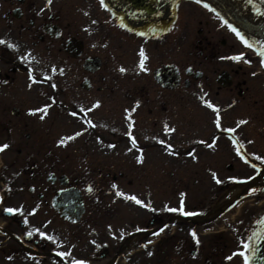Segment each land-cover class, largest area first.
<instances>
[{
  "label": "flooded vegetation",
  "instance_id": "af4514ba",
  "mask_svg": "<svg viewBox=\"0 0 264 264\" xmlns=\"http://www.w3.org/2000/svg\"><path fill=\"white\" fill-rule=\"evenodd\" d=\"M188 1L104 0L101 3V0H51V4H48L47 0H0V40L5 41L4 44H0V145H8L6 149L0 151V217L10 220L9 222L0 221V257L3 259L0 258V262L3 261L4 264L6 261L13 262L12 264H75L76 261H83L84 264H142V261L133 260L138 259L134 258L135 251L132 247L135 235L141 231L151 230V225L161 226L169 223L172 216L176 217L173 228L166 225L169 228L167 233L172 238L166 237L165 240L168 241V245L177 240L178 249L175 250L178 258L183 256L181 249L187 245L191 249L189 251L192 256L196 257L199 249H202L205 244L203 238L210 234H213L211 237L215 239L217 245L221 244L216 252L213 251L219 253L220 248L228 247L227 237L223 235L225 228L242 245L241 248L251 261L254 259V254L261 251V245L264 246V220L256 225V214L253 213L250 216L251 221L248 219L236 225H225L224 228L215 226L214 221L218 219L212 218L209 214L217 204L212 203V195L200 196L192 201L188 193L182 191L177 196L184 201H182L183 212L194 213V215L182 214L178 202L169 207L177 211H169L167 214L165 204L154 201L147 182L136 184L139 188L142 187L140 192L120 190L117 188L118 175L103 167H97L94 177L90 180L80 175L71 181L65 172L61 174L55 171L50 172L55 173L57 177L65 175L66 187L80 189L84 212L77 221L64 219L61 212L56 209V206L69 207L71 200H78L75 197L65 200L57 198L60 193L72 195L77 193L72 190H63V186L59 183L51 184L57 185L58 188L47 190L46 193L38 191L37 200L33 201L28 211H19L14 204L9 203L16 202V195L11 193L14 191L10 189L9 182L21 181V172L27 171V165L30 166L28 171L32 173L31 177L28 175L29 179L36 181L35 175L39 168L36 157H33L36 153L33 152L31 155L24 152L25 149L35 148V144L37 145L36 142H31L36 131L33 128L34 117L37 114L35 110L46 107L48 111L53 105H58L63 110L61 113L67 124L83 125L79 135H85L83 144L86 148L97 147L105 151H114L120 145L115 136L117 119L114 109L111 108L108 115H101L99 111L107 99L112 101L116 98L118 89L123 90L120 85L130 86L127 91L125 90L126 95H129V90L132 91V89L138 92L145 90L146 78L144 81L139 79L138 84L134 83L138 80L135 77L136 72L144 68L141 67V61L143 65L144 61L147 64L154 61L158 63L152 71V80L162 91L177 90L182 84L190 87L194 82L203 79L212 80L211 75L200 69L188 66L182 71L176 64L175 51L177 50L180 56L181 47L182 5ZM199 32L202 33L201 30ZM118 33L120 36L116 39ZM76 43L80 48L78 55L74 56L72 53H75ZM204 43L207 47L212 44L209 39H206ZM109 44H111L109 48L113 46L127 50L130 54L126 57L115 54L123 61L122 64L129 68L126 73L129 76L127 84H123V79L116 77L115 66L110 71L109 68L105 71L110 74V77L101 74L105 63L102 50ZM199 44L202 45L203 41L200 40ZM172 49L174 59L165 61L166 51L170 56ZM105 50L108 51V47ZM141 52L144 53L143 57L140 55ZM62 53L65 57L61 55ZM200 53L203 54V51L201 50ZM57 55L62 56L63 59ZM133 58H135L134 61L139 60L138 66L134 64ZM55 59L63 62L64 66H68L65 70L70 68L71 62L72 70L79 78L64 79L62 87L55 89L53 79L34 75V68L47 69L48 66H52ZM254 63L258 64L261 71L253 72L251 76L262 77L264 64ZM166 65H172L176 69H174L173 88H166L155 77V72ZM210 69L215 75L216 84L219 85L218 80L223 83L228 81L227 87L219 85L220 88L232 90L233 86H236L238 97L246 99L247 80L238 78L241 74L240 67L220 71L215 68ZM30 74L32 79L29 78ZM199 74L200 76L197 77ZM221 74H224V77L221 78ZM260 78L258 79L261 80ZM261 83L264 87V80H261ZM59 94L64 96L62 101L58 99ZM141 95H144V91ZM161 95L166 94L162 92ZM249 100L248 104L251 106L258 105L256 99ZM234 101L231 98V107L236 105ZM131 114L132 112H128L129 119ZM248 119L251 124L261 123V115L259 117L258 114L250 115ZM246 123L240 124L237 129L244 128ZM99 125H102L103 129ZM98 126L102 131L96 132ZM127 128L131 131L134 128L131 120ZM230 134L234 135L236 142L231 141ZM242 134L223 131L218 127L216 134L212 136L211 140H214L212 144H215L223 135L236 149L234 155L237 154L249 167H255L257 160L264 163L262 159H258L256 152L249 151L250 145L255 144L254 136L248 139L245 132ZM160 135L162 134L159 132L157 140L153 137L139 145H134L131 138L127 143L132 145L134 152L140 153L144 163L149 162L150 158L159 161L163 160V156L165 159L166 155V145L159 140ZM209 144L199 145L209 149L211 148ZM193 150V146L188 149L184 154L186 158L190 159ZM157 152L159 155L156 154ZM174 155L176 156V153ZM171 158L175 160L174 157ZM142 159L138 165H142ZM20 163L25 167L17 171L16 167L21 165ZM155 165H158L157 162L153 166ZM13 171L16 172L10 179L4 178L6 174ZM138 176L141 179L147 177L140 174ZM132 182H134L133 179L128 182L129 185ZM37 188L40 190L39 185ZM28 191L31 196L34 194L32 185L28 187ZM131 196L141 200L143 206L126 198ZM219 199L220 197L217 201ZM6 201L8 205H5ZM119 203L128 208L137 205L142 210L141 213H137L138 217L143 213L149 215V217L145 215L148 218L147 225L140 226L135 231L136 234L132 228L123 230L124 227H119L117 225ZM8 208L16 211L9 213L6 211ZM193 232L195 238L192 235ZM140 236L136 238V243L141 247L136 251L149 250L143 254V257L147 258L143 264H172L169 263L172 255L166 253L162 237L142 238ZM200 239L203 242L200 243Z\"/></svg>",
  "mask_w": 264,
  "mask_h": 264
},
{
  "label": "rangeland",
  "instance_id": "374dc122",
  "mask_svg": "<svg viewBox=\"0 0 264 264\" xmlns=\"http://www.w3.org/2000/svg\"><path fill=\"white\" fill-rule=\"evenodd\" d=\"M180 28L182 33L181 47L180 56H178L177 50L175 51L176 64L180 66L182 71L188 66L200 69L206 74L211 75L212 80L206 81L203 79L194 82L190 87L182 84L177 90L162 91L152 80V71L158 63L154 61V63L150 62L147 64L144 61V68L140 72H136L135 77L138 80L134 82L138 84L139 79L144 81L146 78L147 86L143 90L144 95H141L143 91L138 92L135 89L129 90V95H126L125 90L127 91L130 88L127 84L129 76L126 74L129 68L122 64L123 61L117 58L116 55L119 54L126 57L130 54L127 53V50L114 48L113 46L109 48L111 44L106 46L108 47V51L104 47L102 54L105 58V63L101 74L110 77V74L105 71L108 68L110 71L115 66L116 77L123 79V84H127L120 85L123 90L118 89L116 98L112 101L107 99L99 111L101 115H108L110 109H114V115L117 119L115 136L120 145L114 151H105L97 147L95 149H92L93 147L88 149L83 144V137L85 135H77V133L81 132L83 125L67 124L61 113L63 112L61 107L53 105L47 113L38 112L34 117L35 123H33V128L36 131L31 140L32 143L36 142L37 145L35 144V148L24 150V152L31 155L33 152L36 153V156H33L36 157L39 164L35 175L36 181L29 179L28 175L31 177L32 173L28 171L30 170V166L27 165V171L22 170L21 172V181L9 182L10 189L14 191L11 193L16 195V202L10 201L9 203L14 204L19 211L25 212L30 210L29 206L33 204L34 200H37L36 194L38 191L46 193L47 190L58 188L57 185H51L46 181V176L51 171H55L57 174H61L62 172L67 173L71 181L80 175L84 179L90 180V178L94 177L96 168L103 167L110 169L111 172L118 175L117 188L120 190L134 191V193L140 192L142 187L139 188V185L136 184L142 182L145 184L147 182L154 201L156 200V202H160L161 204L164 203L166 213L168 214V209H171L169 208L170 206L178 202L179 207V202L183 201V199H178L177 196L181 191L187 192L192 201L198 199L200 196L208 197L212 195V203L215 204L219 201L217 199L219 197L221 199L226 191L228 192L233 186L242 183V181L250 177L254 169L251 166L250 168L237 154L234 155L236 149H234L228 138L222 135L215 144L209 143H211L212 136L216 134L218 127L223 131H234L235 134L240 135L245 132L248 139H251L253 136L255 138V144L250 145L251 150H248L256 152L258 159L264 161V87L261 83V80H264V74L262 77L260 76L261 78L258 75L256 77L251 76L253 72L261 71L258 64L254 63L259 61L258 57L254 55L252 49L231 29L226 25H222L209 11L195 4L186 2L182 5ZM200 30L202 33L199 32ZM117 36L116 39H119L120 33ZM206 39L212 42L208 47L204 43ZM200 40L203 41L202 45L199 44ZM201 50L203 54L200 53ZM61 55L65 57L63 53ZM57 56L63 59L62 56ZM232 57H239V59H232ZM173 59V49L170 56L166 51L164 60L172 61ZM136 61H134V64L138 66L139 60ZM72 65L70 62V68L65 70L68 66H64L63 62L55 59L52 62V66H48L47 69L34 68L33 72L36 77L53 79L54 88L60 89L64 79L73 78L76 80L79 78L72 70ZM239 67L241 68V74L238 78H245L247 80L246 88H248V93L246 99L238 97L236 86H233L232 90L220 88L215 83V75L212 74V70L210 69L215 68L220 71L230 68L239 69ZM121 68L125 71L121 72ZM128 82H131V80H128ZM162 92L166 95H161ZM58 97L59 101L64 99L63 94H59ZM231 98L236 102V105L233 107H231ZM249 99H256L258 105L251 106V104H248L250 102ZM206 102H211L219 111L213 112L211 108L206 106ZM162 105L163 107H161ZM128 112H132L130 119L128 118ZM253 114H258L259 117L261 115V123L251 124L249 122L248 118ZM217 117H219V126H217ZM130 120L134 123L132 131L127 128ZM244 120L248 121L244 124L246 126L238 130L240 122ZM165 125H167V129ZM99 126L103 129L102 125ZM99 126L96 128V132L102 131ZM258 130L260 131L259 133ZM159 132L162 134L160 135L161 139L158 137L159 140L166 145L165 159L164 156L163 160L159 161L150 158L149 162L146 163L142 159V165H138L141 160L137 159L138 157L141 158L140 153L134 152L132 145L128 144L127 141L131 138L132 141H135L134 145H139L141 142H148L153 137L157 140ZM107 135L109 136L108 133ZM69 137L72 138L69 139ZM254 138L252 139L254 140ZM61 140L64 141L63 144L60 143ZM202 143L209 144L211 148L205 149L203 145H199ZM192 146L194 147L193 155L188 159L184 154ZM32 149L34 150L32 151ZM170 151L176 153V156L174 153H169ZM156 154L159 155L158 152ZM171 157H174L175 160H172ZM155 162L158 165L153 166ZM229 165H232L233 168L229 169ZM24 167L25 165L21 164L16 168L19 171ZM15 172L6 174L4 178L10 179ZM138 174L147 177L141 179ZM131 179L134 182L129 185L128 182ZM217 180L220 182L217 183ZM31 185L34 188L32 196L28 191V187ZM38 185L40 186V190L37 188ZM9 203L6 201L5 205ZM19 204L24 207L17 206ZM118 206L117 225L124 227L123 230L132 228L136 234L137 232L135 231L140 226L147 225L148 218L145 215L148 217L149 215L143 213L138 217L137 213H141L140 211L142 210L137 205L131 206L132 209L120 203ZM262 209H264V194L261 193L257 198L247 199L229 213H225L220 219L214 221V224L223 228L225 225H236L239 222L250 220V216L253 213L258 215V212ZM0 221L9 222L10 220L0 217ZM130 221L132 223H129ZM157 227L158 225L150 226L151 229H157ZM167 231L168 229H166L164 236L161 237L164 239L162 243L166 247V253L172 255L169 263L241 264L240 260L242 257H233L232 255L233 251L241 248V245L226 228L223 230V235L227 237L228 247H222L218 251L219 253H214L213 251L216 252L217 247L221 244L217 245L215 239L211 237L213 234H210L208 237L203 238L205 239V244L202 246V249H199V254L196 257L192 256L188 245L181 249L182 255L187 259H184L185 257L183 256L177 257V251L175 250L176 248L178 249L176 246L177 240L174 239L175 242L168 245L169 243L165 238H172V236ZM147 236H150L149 233L140 237L146 238ZM134 238H139V236L136 235ZM174 238H178V236H174ZM201 241L200 239V243ZM132 247L133 249H138L141 246L137 245L136 241H134ZM146 252H149V250L135 251L134 258L138 259L133 260L142 261L143 264V261L147 259L143 257V254ZM157 253L161 254L159 251ZM12 263L5 262V264ZM0 264H4L3 261Z\"/></svg>",
  "mask_w": 264,
  "mask_h": 264
},
{
  "label": "water",
  "instance_id": "95a60500",
  "mask_svg": "<svg viewBox=\"0 0 264 264\" xmlns=\"http://www.w3.org/2000/svg\"><path fill=\"white\" fill-rule=\"evenodd\" d=\"M218 8L229 22L241 33L253 41L264 46V0H204ZM173 67L165 66L156 72V78L165 86H173ZM82 206L70 211L80 214ZM68 213V214H70ZM257 264H264V260H256Z\"/></svg>",
  "mask_w": 264,
  "mask_h": 264
},
{
  "label": "snow or ice",
  "instance_id": "6c2138e0",
  "mask_svg": "<svg viewBox=\"0 0 264 264\" xmlns=\"http://www.w3.org/2000/svg\"><path fill=\"white\" fill-rule=\"evenodd\" d=\"M103 2H104V0H101V3H103ZM47 3H48V4H51V0H47ZM196 3H200V0H196ZM205 6H206V5H205ZM232 31L235 32L236 30H235V29H232ZM236 34H237V36L240 35L238 32H237ZM241 39H242V38H241ZM4 43H5L4 40H0V44H4ZM9 46L11 47L12 45H9ZM140 55L143 57V56H144V53L141 52ZM261 55H264V52H262ZM232 59H239V57H232ZM262 64H264V61H262ZM141 67H143V61H141ZM53 71H55V69H53ZM120 71L123 72V71H125V70H124L123 68H121ZM29 78L32 79L31 74H30ZM97 106H98V105H97ZM206 106H207L208 108H211V109L213 110V112H218V111H219V109H218L215 105H213L211 102H206ZM37 111L45 112V113H46V112H47V108L45 107L44 109H37ZM41 118H43V117H41ZM218 121H219V117H217V126H219ZM240 123L243 124V123H246V122H245V121H241ZM165 128L167 129V125H165ZM77 135H79V133H77ZM71 138H72V137H69V139H71ZM60 143L63 144L64 141L61 140ZM133 143H135L134 140H133ZM7 147H8L7 144L0 145V151H3V150L6 149ZM137 159L140 160V159H142V158H139V157H138ZM219 182H220V181L217 180V183H219ZM117 194H118V195H123L122 193H117ZM126 198H127V199H130V200H132V201H134V202H135L136 204H138V205L143 206V202H142L141 200L137 199V197H135V196L126 197ZM168 210H169V211H172V212L177 211V209H175V208H171V209H168ZM6 211L9 212V213H12V212H14V211H16V210H15V209H12V208H8V209H6ZM180 211H181L182 214H184V215H194V213L183 212V207H182V206H181ZM161 231H162V229H161ZM29 234H30V233H29ZM41 235H43V233H41ZM192 235H193V237L195 238V233H194V232L192 233ZM149 255H151V253H149ZM238 255L244 257V264H248V259H247V256L245 255V253L240 252V253H238ZM75 264H84V262H83V261H76Z\"/></svg>",
  "mask_w": 264,
  "mask_h": 264
}]
</instances>
